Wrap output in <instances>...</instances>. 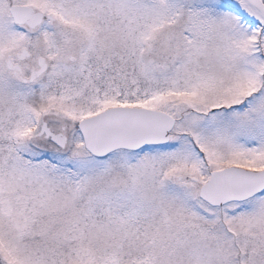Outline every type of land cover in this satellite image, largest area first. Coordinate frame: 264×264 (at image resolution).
I'll list each match as a JSON object with an SVG mask.
<instances>
[{"label":"snow or ice","instance_id":"obj_1","mask_svg":"<svg viewBox=\"0 0 264 264\" xmlns=\"http://www.w3.org/2000/svg\"><path fill=\"white\" fill-rule=\"evenodd\" d=\"M0 264H264V0H0Z\"/></svg>","mask_w":264,"mask_h":264}]
</instances>
